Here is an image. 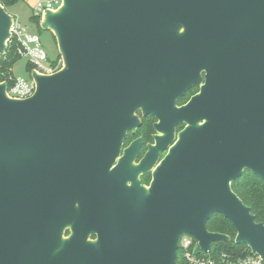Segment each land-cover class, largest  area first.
<instances>
[{
	"label": "water",
	"instance_id": "water-1",
	"mask_svg": "<svg viewBox=\"0 0 264 264\" xmlns=\"http://www.w3.org/2000/svg\"><path fill=\"white\" fill-rule=\"evenodd\" d=\"M14 20L0 0V55ZM40 24L64 67L34 69L26 98L0 82V264H176L182 233L204 253L231 240L216 213L264 260V223L232 189L264 180V0H62ZM139 108L156 144L113 168Z\"/></svg>",
	"mask_w": 264,
	"mask_h": 264
},
{
	"label": "trees",
	"instance_id": "trees-1",
	"mask_svg": "<svg viewBox=\"0 0 264 264\" xmlns=\"http://www.w3.org/2000/svg\"><path fill=\"white\" fill-rule=\"evenodd\" d=\"M18 1L19 0H1L7 11L9 7L13 6ZM34 18L36 20L40 19ZM54 38L56 40L55 36ZM19 46L20 42L18 39L16 37H11L5 53L0 55V82L6 81L9 88L12 87L16 79L13 75L12 68L22 57L18 52ZM59 59H61L60 54L57 60L52 62V65H55ZM27 66L31 73L33 69L36 68V65L31 62H29ZM232 189L246 205L251 207V211L255 215L256 220L264 223V180L253 172L246 170L239 178L233 181ZM207 227L212 232L224 233L231 237L229 241L220 240L212 245L211 256L213 258H220L223 254L236 258L244 256L250 251L247 245L237 244L235 242L234 239L237 231L223 215L219 213L213 214L207 222ZM176 264H189L184 260L181 249L177 252Z\"/></svg>",
	"mask_w": 264,
	"mask_h": 264
},
{
	"label": "built area",
	"instance_id": "built-area-1",
	"mask_svg": "<svg viewBox=\"0 0 264 264\" xmlns=\"http://www.w3.org/2000/svg\"><path fill=\"white\" fill-rule=\"evenodd\" d=\"M62 0H38L32 6L33 17L41 18L48 9H56L60 6ZM12 37H16L20 42L18 52L22 57L26 56L30 62L40 68L42 71L52 72V68L40 67V62L48 59V54L42 48L41 41L38 35H25L22 32L24 28L21 23L15 18L12 26ZM34 80H26L24 78H16L11 88L8 87V94L15 98H26L31 96L35 91ZM179 237L178 250H182V256L189 264H264L263 258L251 251L244 256L233 258L229 255L223 254L220 258H213L211 250L207 253L201 252L196 248L195 238L192 235ZM187 234V233H186ZM178 252V251H177ZM204 253V254H202Z\"/></svg>",
	"mask_w": 264,
	"mask_h": 264
},
{
	"label": "flooded vegetation",
	"instance_id": "flooded-vegetation-1",
	"mask_svg": "<svg viewBox=\"0 0 264 264\" xmlns=\"http://www.w3.org/2000/svg\"><path fill=\"white\" fill-rule=\"evenodd\" d=\"M202 76L204 77L205 73H203ZM204 82L205 80H203V83ZM200 90H201L200 84L193 85L190 89L186 91V93L181 98L177 100L178 106L186 105L193 96H195L200 92ZM135 114L141 121V125L136 129V131L131 130L127 132V136L126 138H124L122 142L119 155L117 156L116 160L113 163V168L119 165L120 159L125 155V150L128 149L137 139H141V148L136 154L134 160L131 162L132 167H138L141 161L145 158L146 154L149 152L150 145L156 144L155 136L159 134V132L155 128V124L159 120L153 115H144L142 109L140 108L136 110ZM185 127H186V123L184 122L176 125V133H175L176 139L178 138L179 132L182 131ZM167 152H168L167 150H164L158 153L157 162L154 164L151 170L147 172L140 171L138 173V177L143 185L145 186L150 185L153 179V174L155 169L158 167L160 162L165 158ZM69 229L70 228H67L65 232ZM92 238H95V235H92Z\"/></svg>",
	"mask_w": 264,
	"mask_h": 264
},
{
	"label": "rangeland",
	"instance_id": "rangeland-1",
	"mask_svg": "<svg viewBox=\"0 0 264 264\" xmlns=\"http://www.w3.org/2000/svg\"><path fill=\"white\" fill-rule=\"evenodd\" d=\"M42 1H44V0H42ZM17 7H18V9L10 7L9 10L15 14L18 21L21 23L22 27L24 28L22 35L23 36H25V35H38L39 36L42 48L48 54V59L45 61H41L39 66L42 68L50 67V68H52V72L42 71L40 68H34V69H36L38 72L44 73V74L54 73V72L62 69L64 67L62 56H61V59H59L55 65H52V62L57 60L60 52H59L58 45H57V42L54 38L53 33L50 30H47L41 26L40 22L42 21V17L40 19L36 20L33 17L32 8L24 2H20L17 5ZM29 62H30L29 58L24 56V57H21L14 64V66L12 68V72H13V75L15 78H24L28 81L33 79L32 73L28 70V66H27V64ZM70 234H71L70 229L65 232L66 237L69 236ZM183 236H189V235L184 233ZM195 242H196L197 250H199L201 252V248H200L196 239H195ZM202 254H204V253H202Z\"/></svg>",
	"mask_w": 264,
	"mask_h": 264
},
{
	"label": "crops",
	"instance_id": "crops-1",
	"mask_svg": "<svg viewBox=\"0 0 264 264\" xmlns=\"http://www.w3.org/2000/svg\"><path fill=\"white\" fill-rule=\"evenodd\" d=\"M38 1V0H19L16 4H14L13 6H11L12 8H16L18 9L17 5L20 3V2H24L26 4H28L31 8L32 6L35 4V2ZM10 8V7H9ZM8 11L15 16V14L13 12H11L9 9ZM16 17V16H15ZM17 18V17H16Z\"/></svg>",
	"mask_w": 264,
	"mask_h": 264
}]
</instances>
